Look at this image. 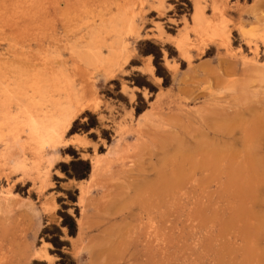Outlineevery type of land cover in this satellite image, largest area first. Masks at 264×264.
Instances as JSON below:
<instances>
[{
	"label": "rangeland",
	"instance_id": "1",
	"mask_svg": "<svg viewBox=\"0 0 264 264\" xmlns=\"http://www.w3.org/2000/svg\"><path fill=\"white\" fill-rule=\"evenodd\" d=\"M196 5L210 18L219 8L230 44L200 42ZM147 41L161 47L168 88L147 68L154 56L140 54ZM118 42L113 74L90 60L97 50L108 58ZM77 92L82 107L48 146L0 123V264H61L41 233L60 225L63 204L77 219L75 238L62 229L77 264H264V0H0V103L9 116L29 102L66 107ZM138 93L148 102L139 116ZM86 111L100 128L69 136ZM73 154L90 162L88 179L58 169ZM73 188L77 202L61 203Z\"/></svg>",
	"mask_w": 264,
	"mask_h": 264
},
{
	"label": "bare ground",
	"instance_id": "2",
	"mask_svg": "<svg viewBox=\"0 0 264 264\" xmlns=\"http://www.w3.org/2000/svg\"><path fill=\"white\" fill-rule=\"evenodd\" d=\"M164 2V1H163ZM162 4V3H161ZM217 4V3H216ZM151 5V4H150ZM149 5V6H150ZM157 5V2H156ZM155 5V6H156ZM204 5V4H203ZM154 6V5H153ZM121 7V5H120ZM123 7V6H122ZM121 7V8H122ZM163 7V6H162ZM149 8V7H148ZM156 8V7H155ZM124 9V8H123ZM224 9V7L222 8V10ZM159 10V9H158ZM157 10V11H158ZM152 11V10H151ZM164 11V10H163ZM127 12V11H126ZM177 12V11H176ZM225 12V11H224ZM223 12V13H224ZM119 13V12H118ZM162 14V13H161ZM229 14V13H228ZM151 15V14H150ZM218 16H221V12L219 10L218 7H215L214 10V15L213 18H210L209 16H207V14L204 12V10L202 9V7L200 5H196L195 10H194V14H193V21H194V28L195 31L199 33L200 35V42L203 45H207L209 43H213L214 41L220 40L223 42L224 45H227L229 43V35L228 32L226 30V25L224 23L223 20H219L217 22L216 18H218ZM166 17V16H165ZM209 17V18H208ZM228 17V16H227ZM150 18V17H149ZM180 18V17H179ZM111 19V18H110ZM147 19V18H146ZM168 20V19H167ZM111 21V20H109ZM105 22V21H104ZM107 22V21H106ZM173 22V21H171ZM188 22V21H187ZM113 23V22H112ZM127 23V22H126ZM157 23V22H155ZM161 23V22H160ZM169 23V22H168ZM111 24V23H110ZM122 24V23H121ZM167 24V23H166ZM172 24V23H171ZM191 24V23H190ZM127 25V24H126ZM165 25V24H164ZM185 25V24H184ZM171 26V25H170ZM229 26V25H228ZM157 27V26H156ZM167 27V26H166ZM175 27V26H174ZM173 28V26H172ZM148 29V28H147ZM124 30V29H123ZM122 30V31H123ZM127 30V29H126ZM140 30V29H139ZM185 30V29H184ZM231 30V29H230ZM229 30V31H230ZM138 31V30H137ZM135 30V32H137ZM183 31V30H182ZM118 32V31H116ZM124 32V31H123ZM130 32V31H129ZM147 32V31H146ZM175 32V31H174ZM176 33V32H175ZM183 33V32H182ZM230 33V32H229ZM138 34V33H137ZM93 35V34H92ZM116 35V34H115ZM143 35V34H142ZM164 35V30L163 28L159 29V37H162ZM179 35V34H178ZM106 36V35H105ZM110 36V35H109ZM108 36V37H109ZM121 36V34H120ZM136 36V35H135ZM148 36V35H147ZM150 36V34H149ZM186 36V35H185ZM191 36V35H190ZM104 38V36H102ZM117 37V36H116ZM168 37V36H167ZM184 37V36H182ZM96 38V37H95ZM98 38V37H97ZM100 38V37H99ZM112 38V37H111ZM110 38V39H111ZM115 39V38H114ZM95 40V39H94ZM99 40V39H98ZM117 40V38H116ZM95 42V41H94ZM113 42V40H112ZM111 42V44H112ZM118 46H113L111 48V55L108 58H104L102 59V55H101V51L97 50V51H92L91 54H89V58L91 61H95V62H99V61H103L105 64H107L108 66V73L113 74L114 70L118 67H120L119 64V58L122 54V46L120 44V42H118ZM147 43V42H146ZM176 46L177 48L184 52V54H186L185 52V42L183 38H180L176 40ZM109 44V42H108ZM161 44V43H160ZM230 44V43H229ZM110 45V44H109ZM108 45V46H109ZM116 45V43H115ZM169 45V44H168ZM93 46V45H92ZM231 46V45H230ZM94 47V46H93ZM165 47V46H164ZM173 47V46H172ZM102 48V47H101ZM256 48V47H255ZM96 49V48H95ZM94 49V50H95ZM100 49V48H98ZM254 49V48H253ZM90 50V49H89ZM108 50V49H107ZM229 50V49H227ZM110 51V50H109ZM132 51V50H131ZM169 51V50H168ZM254 52V51H253ZM81 53V52H80ZM85 53V52H84ZM163 53V52H162ZM166 53V52H165ZM256 53V52H255ZM79 54V53H78ZM253 54V53H252ZM74 55H76V53H74ZM82 55V53H81ZM164 56V55H163ZM254 56V55H253ZM135 58V57H134ZM88 59V58H87ZM147 59H149V63L147 68L149 67V70L152 74H154L155 72V66L153 64L150 63L151 57H148ZM182 60V59H181ZM128 61V58L125 59V62ZM172 63V62H171ZM170 63V64H171ZM101 64V63H100ZM129 64V63H128ZM146 64V63H145ZM180 64V63H179ZM179 68V67H178ZM143 69V68H142ZM79 70V69H78ZM177 71V70H176ZM145 72V71H144ZM147 73V72H146ZM155 75V74H154ZM152 77V76H151ZM155 78L158 81H161V78L155 76ZM87 79V78H86ZM89 80V79H88ZM44 86V85H43ZM125 87V86H124ZM122 87V88H124ZM127 87V86H126ZM146 89V88H144ZM124 91V90H123ZM122 91V92H123ZM128 91V90H127ZM148 91V90H147ZM135 92V91H134ZM133 94V92H132ZM131 95V94H130ZM62 96V95H61ZM81 94H79L78 92L75 94H70L69 96H67L65 98V103L67 104L66 107L62 106V103L59 102L57 104V106L51 110V111H44V110H38L37 109V105L34 102H29L28 105H24L21 107L20 109V113L18 116H16L15 118H12L11 116H9V112L8 110H6L5 106L3 103H0L1 108H0V123H7L8 126L11 127L12 130H18V128L22 127H26L28 129V135L31 141H33V143H40L42 144L41 147H43L44 145L47 144L50 145L51 143H55L56 139H58L59 137H61V134L64 132V130H66L68 128V126L71 124V117H72V113L73 110L76 109L77 107H82L81 104ZM64 103V102H63ZM9 108V107H8ZM84 110V108L82 109ZM14 113V112H13ZM15 116V115H14ZM13 116V117H14ZM103 118V117H101ZM115 120V119H114ZM102 121V120H100ZM115 123V122H113ZM261 122H259L260 124ZM102 124V123H101ZM73 125V124H72ZM122 125V124H121ZM229 127V126H228ZM12 132V131H11ZM14 132V131H13ZM10 133V132H8ZM11 134V133H10ZM13 135V134H12ZM11 135V136H12ZM13 138H16L15 136ZM18 140V138H17ZM16 141V140H15ZM77 143L81 144V145H87L89 144L90 140L85 139L84 137H80L77 136L76 140ZM102 141V140H101ZM92 142V141H91ZM31 143V142H30ZM44 144V145H43ZM20 145V144H19ZM9 146V145H7ZM40 147V145H39ZM45 147V146H44ZM19 148V147H18ZM88 148V147H87ZM99 148V147H98ZM40 149V148H39ZM95 149V148H94ZM81 150V148H80ZM90 151V150H89ZM88 151V152H89ZM94 151V150H93ZM97 151V150H96ZM87 152V151H86ZM94 153V152H93ZM38 155V154H37ZM47 155V154H46ZM88 155V154H87ZM96 155V154H95ZM21 156V154H20ZM98 156V155H97ZM95 156V157H97ZM222 156V155H221ZM219 157V156H218ZM98 161V160H97ZM18 165V164H17ZM16 165V166H17ZM21 165V164H20ZM95 168V166L93 167V169ZM97 170V169H96ZM41 174V173H40ZM44 182V181H43ZM54 206V205H53ZM39 250V249H38ZM39 252V251H37ZM51 258V255H44V260L45 261H49V259ZM52 259V258H51ZM52 261V260H51ZM50 261V262H51Z\"/></svg>",
	"mask_w": 264,
	"mask_h": 264
},
{
	"label": "trees",
	"instance_id": "3",
	"mask_svg": "<svg viewBox=\"0 0 264 264\" xmlns=\"http://www.w3.org/2000/svg\"><path fill=\"white\" fill-rule=\"evenodd\" d=\"M146 45L150 47V49L146 50H140V54L147 56V55H153L154 56V65L157 69V75L158 77L163 79V86L165 88H168L172 84V75L171 73L166 69L164 66V62L162 60V52L161 47L157 45L154 41H147ZM140 75V73H139ZM142 76V75H141ZM134 85L138 86L140 89L147 88L150 93H155L154 86L149 82H139L133 80ZM113 83L119 85L120 83L118 81H114ZM120 86V85H119ZM120 89L118 88V91ZM139 100H143V105L136 106V115H141L144 111L148 109V102L144 101L142 99V95L138 93ZM92 117L96 123H82L81 120L85 117ZM100 128V125L98 124V121L94 115H92L90 112L86 111L79 119L74 121L68 135L73 136L76 133L81 132H88L91 129H97ZM72 148H68L67 151H71ZM72 161L69 163H61L58 166V169L62 174H64L66 180H76V181H82L85 179H88L91 173V164L88 160H83L80 158L79 155L73 154L72 155ZM65 192L68 195V199H60V202L70 201L73 203L77 202V196H78V189L73 188L69 190H65ZM69 206L62 205V209L59 210V215L62 218V221L60 225L53 224V225H47L45 224V227L41 233V237L46 240L47 243H50L53 246V249H51V253L53 255H56L60 259L61 264H77V262L70 257L67 253L64 252L65 247H70V244L68 241L63 240L64 237L63 228L67 229L68 236L75 238L78 234V224L77 219L75 216L71 215L67 212ZM75 214L78 215V208L75 207ZM68 259L70 261H68Z\"/></svg>",
	"mask_w": 264,
	"mask_h": 264
}]
</instances>
